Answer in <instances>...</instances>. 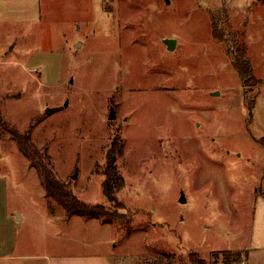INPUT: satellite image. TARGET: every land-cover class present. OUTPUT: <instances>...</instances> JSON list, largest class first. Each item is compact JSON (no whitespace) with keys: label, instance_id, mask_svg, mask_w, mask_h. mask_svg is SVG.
I'll return each instance as SVG.
<instances>
[{"label":"rangeland","instance_id":"rangeland-1","mask_svg":"<svg viewBox=\"0 0 264 264\" xmlns=\"http://www.w3.org/2000/svg\"><path fill=\"white\" fill-rule=\"evenodd\" d=\"M19 136L105 216H68ZM225 251L264 264V0H0V255Z\"/></svg>","mask_w":264,"mask_h":264},{"label":"trees","instance_id":"trees-1","mask_svg":"<svg viewBox=\"0 0 264 264\" xmlns=\"http://www.w3.org/2000/svg\"><path fill=\"white\" fill-rule=\"evenodd\" d=\"M250 65L251 64L247 62V59H245L244 67H246V69L244 68V70H242L239 66H237L242 80L246 82L245 84H247V78H252V68ZM19 137L18 142L22 152H24L25 155L30 159L32 166L36 167L40 172L41 179L46 189V194L59 202L65 209L68 216L79 215L85 218H102L105 216L101 211V209L104 208L102 205H93L85 202L75 196V194L72 192L68 191L66 187L58 181L56 175L54 174L53 169L51 168L52 166L49 157H46V163H43L41 160L42 156L36 155L35 153L29 151V149L22 142L21 137ZM109 165L113 167L114 175H106L107 178L104 183V190L109 202L113 203L117 202V193L121 190V188H123L125 180L122 175H118L116 172L114 158L109 160ZM43 167H47V173L43 171ZM114 178L118 180L117 186L115 187L111 185V182ZM196 254L193 253L192 255ZM221 255L223 256L222 258H224L223 261L227 262L228 264H241L246 261L245 259H247L248 253L243 254L241 251L217 252L212 255L211 263L219 264L221 261ZM195 262H197V264H207L205 259H201L199 257H197Z\"/></svg>","mask_w":264,"mask_h":264},{"label":"crops","instance_id":"crops-1","mask_svg":"<svg viewBox=\"0 0 264 264\" xmlns=\"http://www.w3.org/2000/svg\"><path fill=\"white\" fill-rule=\"evenodd\" d=\"M17 219L21 223L25 221V215L19 211L16 213ZM0 264H112L109 259L101 254H83L78 256H59L53 254H25L7 253L0 255Z\"/></svg>","mask_w":264,"mask_h":264},{"label":"water","instance_id":"water-1","mask_svg":"<svg viewBox=\"0 0 264 264\" xmlns=\"http://www.w3.org/2000/svg\"><path fill=\"white\" fill-rule=\"evenodd\" d=\"M167 44H168V46H169V48L172 50V49H174L175 48V44H176V42H175V40H168L167 41ZM68 105V101L66 102V104H65V106H67ZM61 108H56V107H53V108H47L46 109V113L48 114V115H51V114H53V113H55V112H57L58 110H60ZM114 118H116V113H115V110H114V108H112V111H111V115H110V119H114ZM74 178H76L77 176L76 175H74L73 176Z\"/></svg>","mask_w":264,"mask_h":264}]
</instances>
